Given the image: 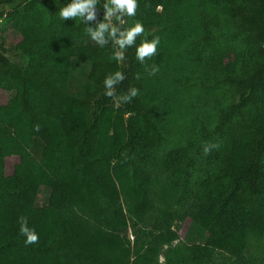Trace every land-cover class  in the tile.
Instances as JSON below:
<instances>
[{"label":"trees","instance_id":"obj_1","mask_svg":"<svg viewBox=\"0 0 264 264\" xmlns=\"http://www.w3.org/2000/svg\"><path fill=\"white\" fill-rule=\"evenodd\" d=\"M68 3L0 0L17 36L0 37V264H264V0H137L124 27L143 25L137 46L160 38L143 63L61 20ZM116 71L118 93L139 90L119 109L103 86Z\"/></svg>","mask_w":264,"mask_h":264},{"label":"clouds","instance_id":"obj_2","mask_svg":"<svg viewBox=\"0 0 264 264\" xmlns=\"http://www.w3.org/2000/svg\"><path fill=\"white\" fill-rule=\"evenodd\" d=\"M98 2L99 0H70L66 6L60 7L59 17L61 20L79 18L85 24L94 22L92 26L86 27V34L100 47L111 43L113 45V58L117 62L122 63L125 60V50L133 46H135V58L140 63L157 54V46L160 43L159 36H153L151 40L144 38L137 46L136 38L142 36L145 31L143 25L137 21L130 27H124L126 23L124 17H132L136 14L137 0H105L102 5L104 9L103 19L100 21H97ZM158 71V66H152L149 75H154ZM125 79L122 71H116L108 74L103 80L104 95L113 101V106L117 109L123 104L131 103L133 98L138 95L139 90L131 86L122 94L117 92V86ZM36 130L39 131L38 125ZM215 148H218L217 144L206 143L203 145L202 151L208 155ZM18 223L20 225L19 232L25 237L26 246L40 242V237L35 229L28 226L27 217L20 216Z\"/></svg>","mask_w":264,"mask_h":264},{"label":"rangeland","instance_id":"obj_3","mask_svg":"<svg viewBox=\"0 0 264 264\" xmlns=\"http://www.w3.org/2000/svg\"><path fill=\"white\" fill-rule=\"evenodd\" d=\"M0 37H3L8 43H14L17 40L16 31L14 27L7 21V18H0ZM90 68V63L75 58L71 62V71L74 74L83 75L88 72ZM10 96L9 92L0 90V103L5 102ZM18 161L17 156H9L6 158V173L10 174L12 172L13 164ZM50 194V189L47 186H41L38 201L41 205L46 204ZM176 226L178 231L179 240L184 243H191L198 232V228L191 224L188 220L183 223H178ZM131 234V230L129 231ZM163 258L160 257V260Z\"/></svg>","mask_w":264,"mask_h":264}]
</instances>
